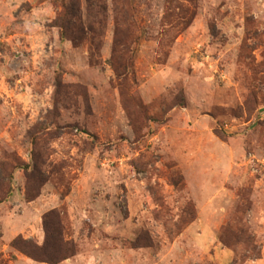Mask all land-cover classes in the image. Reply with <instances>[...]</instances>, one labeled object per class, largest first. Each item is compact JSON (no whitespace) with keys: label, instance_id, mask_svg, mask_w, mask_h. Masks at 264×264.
<instances>
[{"label":"rangeland","instance_id":"1","mask_svg":"<svg viewBox=\"0 0 264 264\" xmlns=\"http://www.w3.org/2000/svg\"><path fill=\"white\" fill-rule=\"evenodd\" d=\"M9 191L0 264H45L13 243L51 211L59 264H264V0H0Z\"/></svg>","mask_w":264,"mask_h":264},{"label":"trees","instance_id":"2","mask_svg":"<svg viewBox=\"0 0 264 264\" xmlns=\"http://www.w3.org/2000/svg\"><path fill=\"white\" fill-rule=\"evenodd\" d=\"M92 1L98 2L99 0H86L88 4H91ZM114 12L118 13L117 11ZM53 27L59 30L61 37L72 41V43L77 40V42L88 41L90 46L93 43L95 44L93 27L84 29L80 7L75 3L64 7L63 12L53 23ZM88 35L89 37L86 38ZM116 44L119 45L118 40H116ZM113 54H115V51ZM117 68L118 70H122V73L118 76L126 77L129 69L127 59L124 60V63L120 67L117 66ZM10 196L11 192L9 191L4 199L0 201V204L6 202ZM43 231L44 243L42 246H38L32 241L28 242L20 239L16 240L13 245L26 257L38 263L59 264L76 255L74 245L64 238V227L57 212L51 211L44 216Z\"/></svg>","mask_w":264,"mask_h":264}]
</instances>
